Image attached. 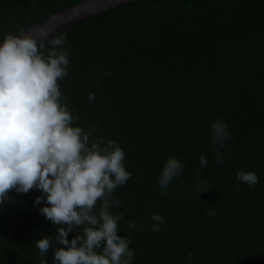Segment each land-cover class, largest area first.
Wrapping results in <instances>:
<instances>
[{
    "label": "trees",
    "instance_id": "trees-1",
    "mask_svg": "<svg viewBox=\"0 0 264 264\" xmlns=\"http://www.w3.org/2000/svg\"><path fill=\"white\" fill-rule=\"evenodd\" d=\"M80 1L0 0V43ZM56 37L67 40L58 84L73 126L89 145L114 140L125 152L131 177L110 211L122 215L130 264H264V0H135L43 39L45 55ZM216 119L230 133L225 147L212 144ZM170 156L184 168L161 189ZM238 169L259 182H240ZM199 181L209 190L197 196ZM41 195L13 189L0 205V264H43L35 241L58 226L39 212L46 197L34 204ZM154 213L165 220L155 232ZM45 260L53 264L52 248Z\"/></svg>",
    "mask_w": 264,
    "mask_h": 264
},
{
    "label": "clouds",
    "instance_id": "clouds-1",
    "mask_svg": "<svg viewBox=\"0 0 264 264\" xmlns=\"http://www.w3.org/2000/svg\"><path fill=\"white\" fill-rule=\"evenodd\" d=\"M48 35L47 29L38 30L39 41ZM37 36L8 34L0 43V205L11 200L13 189L21 194L39 189L43 195L35 198V205L46 197L47 206L39 212L58 227L54 237L35 241L43 264L50 248L53 264H130L135 255L130 240L117 234L122 215L110 211L121 205L113 193L131 177L123 164L125 152L114 140L103 147V141L89 145V134L73 126L58 84L68 75L66 37L51 39L45 55ZM88 98L95 95L90 92ZM210 134L212 144L220 147L230 135L222 119L212 122ZM216 156L218 164L224 162L219 152ZM199 160L201 167L206 166L203 154ZM183 168L179 159L168 157L158 180L161 189H167ZM236 178L249 186L259 182L254 171L244 169L237 170ZM205 185L203 181L194 185L197 196L209 190ZM151 219L157 222L154 232L165 223L159 213ZM130 227L138 226L131 221ZM77 228L82 234L69 240Z\"/></svg>",
    "mask_w": 264,
    "mask_h": 264
},
{
    "label": "water",
    "instance_id": "water-1",
    "mask_svg": "<svg viewBox=\"0 0 264 264\" xmlns=\"http://www.w3.org/2000/svg\"><path fill=\"white\" fill-rule=\"evenodd\" d=\"M131 1H135V0H83L65 9L53 13L49 17L41 20L40 22L22 31L23 33L21 32L17 36L19 35L37 36L38 30L40 28L47 29L49 33L48 36H50L84 18L93 16L107 9ZM37 39L39 43L40 41L38 36Z\"/></svg>",
    "mask_w": 264,
    "mask_h": 264
}]
</instances>
